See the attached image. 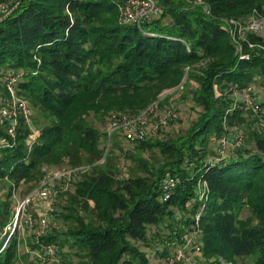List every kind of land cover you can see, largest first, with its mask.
<instances>
[{
    "label": "trees",
    "instance_id": "1",
    "mask_svg": "<svg viewBox=\"0 0 264 264\" xmlns=\"http://www.w3.org/2000/svg\"><path fill=\"white\" fill-rule=\"evenodd\" d=\"M126 1L17 0L0 19V102L8 97L6 75L21 74L16 89L38 128L29 145L32 131L21 122L16 144L0 151V181L9 188L0 203V227L13 210L12 183L39 185L44 167L75 169L86 160L91 166L85 172H92L76 185L63 217L66 237L52 230L30 242L35 259L55 245L67 257L82 256L84 264H153L139 244L149 245L151 228L165 226L176 245L190 235L206 261L264 264V135L242 102L235 105L237 89L264 86V51L244 42L248 58L242 57L226 22L244 21L254 11L264 16V0H153L160 14L140 25L121 20ZM250 41L264 44L258 35ZM191 80L200 84L193 101L201 110L186 137L133 143L139 152L158 148L160 167L137 157L127 176H120L108 169V153L98 163L107 131L89 117L109 121L112 113H138ZM243 126L249 129L246 142ZM236 133L244 143L226 157ZM219 138H226V148L211 160V141ZM111 145L119 146L118 140ZM166 179L176 186L165 191ZM245 210L250 216L242 218ZM3 244L0 264L28 261V254L19 255L17 237Z\"/></svg>",
    "mask_w": 264,
    "mask_h": 264
},
{
    "label": "built area",
    "instance_id": "2",
    "mask_svg": "<svg viewBox=\"0 0 264 264\" xmlns=\"http://www.w3.org/2000/svg\"><path fill=\"white\" fill-rule=\"evenodd\" d=\"M135 9H137L135 11ZM9 5L6 3L0 4V19L8 15ZM121 20L124 23H135L140 25L143 21L153 16L160 14L159 7L153 0H127L124 5L120 6ZM229 26V32L237 46V51L242 57L244 56L243 43L253 51L258 49L264 51V44H254L250 41V35H258L264 39V16L254 11L246 20L239 21L232 19L226 21ZM21 74L16 72L8 73L5 77V85L8 92V97L0 102V151L3 148L12 147L16 144L18 138V130L20 123L23 122L32 131V136L28 140V144L32 145L38 135V130L33 121L34 112L29 106L27 100L19 95L16 89V84ZM184 89V83L164 91L156 101L150 104L146 109L135 114L112 113L109 118V128L107 129L108 144L105 151V156L98 162L104 163L108 149L111 147L112 139L116 134L122 135L131 143L146 140L148 137L147 128L150 120L157 117L160 110L161 102L168 94L179 93ZM236 104L242 102L243 108L251 113L255 118V128L259 133L264 135V107L261 101L255 96V87L248 85L243 89L235 91ZM175 112H168L158 116L156 119L153 132L156 133L163 126H167L170 121L176 118ZM233 146L241 147L244 143L241 133L234 134ZM220 152L223 153L227 145L226 138L219 140ZM80 168H43V176L39 185L36 186L30 193L23 198H17V187L12 183L13 205L12 213L8 222L0 227V242L3 241V249L16 236H22L25 230L40 226L43 230L50 229L53 223V215L55 214V203L62 193L69 190V185L75 174ZM88 170L89 167L83 168ZM82 169V170H83ZM177 182L173 179H166L163 187L168 191L176 186ZM58 185L61 186L59 189ZM205 196L201 194V198ZM34 211L37 217H34L30 212ZM45 233V232H43ZM182 241V242H181ZM181 245L175 255L168 259L169 264H191L192 258L188 255L187 245L194 247V239L190 235H185L181 238ZM196 247V246H195ZM194 252L199 253V247ZM59 248L55 245L47 247V253L38 255V262L51 260L50 264H63L60 258ZM211 264H233L226 262L223 259L219 261H211Z\"/></svg>",
    "mask_w": 264,
    "mask_h": 264
},
{
    "label": "rangeland",
    "instance_id": "3",
    "mask_svg": "<svg viewBox=\"0 0 264 264\" xmlns=\"http://www.w3.org/2000/svg\"><path fill=\"white\" fill-rule=\"evenodd\" d=\"M17 3V0H11L9 1V9L13 4ZM201 2H199L200 4ZM137 9H135L136 11ZM259 51V50H257ZM200 70V69H199ZM200 88V84L195 81L191 80L188 82V84L185 85L184 81V89L179 92V93H173V94H168L167 96L164 97V99L161 102L160 110L157 114V117L153 118L150 120L149 126L147 128L148 131V137L145 141L154 144L156 142H175V141H182L183 138L186 137V134L189 132L190 128L193 126V124L198 120L199 118V112L200 108L194 104L193 101V96L194 93L197 92ZM2 90H0V99L2 96ZM255 96L259 100H264V86L260 84H256L255 86ZM168 112H175L176 113V118H174L172 121L167 126H163L154 133L153 128L155 127L156 124V119L160 115H164L165 113ZM249 115V114H248ZM111 116V115H110ZM251 116V115H250ZM248 116L249 120V126L253 125V120L252 116ZM39 120L44 122L46 121L44 118H41L39 116ZM89 120L92 125L100 129L102 132L107 131L108 132V126H109V121L108 118L106 117L101 118V117H94L93 115L89 117ZM35 124V123H34ZM36 129L37 125L35 124ZM242 132L244 134L245 142L248 140V132L249 129L247 126H243ZM232 131L230 132V134ZM116 135H119V138L116 139ZM114 138L112 139V143H116L117 140L119 142V146H112L108 149L107 153L109 158H111V161L108 162V169H114V171H119V174H123L120 176H127L129 173L130 169L133 167L134 160L137 157L144 158L145 160L148 161V166H151L152 168H157L160 167L164 163V157H162V154L160 153L158 148H154L153 150H148L145 152H139L138 149H136L137 144H133L126 140L122 135L116 134ZM220 139V138H219ZM219 139H212L211 141V148L214 150V156H211V160H214L213 158H218L220 154V146L218 143ZM104 145H101L103 147ZM235 147L232 145L227 146L226 150V157L229 156ZM107 164V163H106ZM87 166H91L90 163L88 164L87 161L85 160L83 162L82 166H79L78 168L79 171L77 174L73 177L70 185H69V190L67 192H64L61 194V196L57 199L55 203V209L56 213L53 215V223L50 229L47 231L43 230L40 226H35L34 228H29L25 230V233L22 236H16L21 244L19 247V255L22 258L23 255L26 256L28 254L27 258L25 260H28L25 262L22 259V262H25L24 264H31L30 261L34 260V262L37 260L36 254L32 252V249H30L29 244L30 242H37L40 236H43V232L45 234L50 233L52 230H55L57 234L66 237L64 232L67 231L68 227L67 224L64 223L63 217L67 214V212L70 210V207L73 205L72 202V197L75 192L76 185L78 183L83 182L86 174H91L92 168L88 171L85 172L86 170L83 169ZM105 166V165H104ZM83 169V170H82ZM35 186H37V183L35 182H29V183H22L18 190H17V198H23L26 196L28 193H30ZM59 189L61 188L60 185H58ZM9 192V188L5 186L1 181H0V203L3 202L6 198V195ZM91 207L94 206V204L91 202ZM15 206V201L13 203ZM74 207L77 208V211L79 212V205L78 203L74 204ZM34 217H37V214L34 211L30 212ZM81 215L85 216V213L81 211ZM89 216H94L93 212H89ZM250 216V212L248 210H245L242 214V218H247ZM178 218L180 217V214L177 216ZM169 234V229L166 228L165 226L160 227V228H151L150 233H149V245L142 246V244H139L141 250L145 251L150 259V261L153 264H169L168 259L173 257L179 248L178 245H176V242H173L174 240H171V237H168ZM13 240V239H12ZM11 240V241H12ZM182 242V241H181ZM183 245V244H182ZM181 243L179 246H182ZM187 252L188 255L192 258L191 264H211V261H206L204 257L198 253L194 252V249L192 246L187 245ZM65 251H68V248L64 249ZM23 254V255H22ZM61 254L64 264H71L69 260H72V264H84V259L81 258L80 256L76 255H71L67 257L66 252L59 253ZM39 260V258H38ZM52 262L51 260H46L45 262L39 261V264H50ZM240 264L244 263H251L250 259H245L239 261Z\"/></svg>",
    "mask_w": 264,
    "mask_h": 264
}]
</instances>
